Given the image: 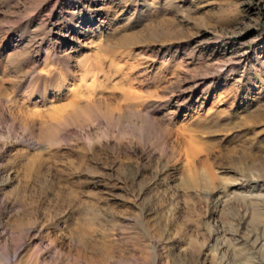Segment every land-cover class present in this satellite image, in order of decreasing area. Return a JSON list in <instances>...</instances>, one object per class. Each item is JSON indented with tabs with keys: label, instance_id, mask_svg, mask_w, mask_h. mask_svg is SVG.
<instances>
[{
	"label": "rangeland",
	"instance_id": "rangeland-1",
	"mask_svg": "<svg viewBox=\"0 0 264 264\" xmlns=\"http://www.w3.org/2000/svg\"><path fill=\"white\" fill-rule=\"evenodd\" d=\"M260 176L264 0H0V264H264Z\"/></svg>",
	"mask_w": 264,
	"mask_h": 264
},
{
	"label": "bare ground",
	"instance_id": "bare-ground-1",
	"mask_svg": "<svg viewBox=\"0 0 264 264\" xmlns=\"http://www.w3.org/2000/svg\"><path fill=\"white\" fill-rule=\"evenodd\" d=\"M67 35L68 36L70 35L72 38L74 36L72 33H70V31H67ZM69 43H70V41H69ZM67 63H70V61H67ZM65 70H68V66L65 67ZM246 183H247L246 186H242L239 189L240 195H241V197H240L241 199L246 200V201H254L257 198H259V199L260 198H262V199L264 198V177H261V176L260 177H255V178L254 177H250L249 179H247ZM235 190H238V189L227 188L226 191L223 193V196H226L228 194V192L235 191ZM242 194H244V196H242ZM213 197H214L213 194H208V198L209 199H212Z\"/></svg>",
	"mask_w": 264,
	"mask_h": 264
}]
</instances>
